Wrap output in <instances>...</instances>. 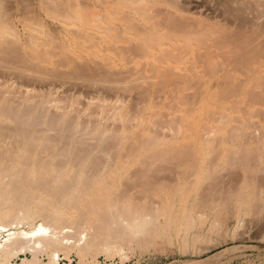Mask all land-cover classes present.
<instances>
[{
  "label": "bare ground",
  "instance_id": "obj_1",
  "mask_svg": "<svg viewBox=\"0 0 264 264\" xmlns=\"http://www.w3.org/2000/svg\"><path fill=\"white\" fill-rule=\"evenodd\" d=\"M80 88L103 94L107 104L95 98L99 112L87 102L91 111L112 113L120 126L80 119L73 96L57 103ZM118 88L136 96L105 99ZM241 90L247 96L231 105L218 101V91ZM156 104L160 120L150 128L139 119H152ZM221 129L240 135L239 144L225 142ZM263 136L264 0H0V264L27 251L22 263L40 264L47 250L52 264H72L71 251L77 264H151L128 251L179 237L185 245L189 230L198 239L206 223L204 240L224 239L249 226L246 210L232 208L231 223L227 213L210 216V206L233 196L251 209L264 202V166L259 179L252 171L259 185L243 199L241 185L229 187L232 174L215 178L226 159L207 154L231 147L235 162L255 159L260 146L244 142ZM200 174L212 178L187 208ZM236 248L161 264H221Z\"/></svg>",
  "mask_w": 264,
  "mask_h": 264
},
{
  "label": "rangeland",
  "instance_id": "obj_2",
  "mask_svg": "<svg viewBox=\"0 0 264 264\" xmlns=\"http://www.w3.org/2000/svg\"><path fill=\"white\" fill-rule=\"evenodd\" d=\"M129 63H127V64H129ZM205 77H207V75H205ZM129 78H130V76H129ZM126 79L128 80V77H125V80ZM84 90H86V89H81L80 88L79 91H81V92H79V91H76L75 93L73 92L75 95H73V93H66V94H64L65 96L63 95V97H62L63 99H61L63 104L61 102H57V103H59V105L60 104L61 105L69 104L71 102V100L68 103L67 101H65V100L68 99V98L66 99V97L73 96V98H74V99L72 98L73 99V103H70V104H72V106H71L72 110H70V111H72V112L76 111V108L79 111H81V108L85 109L88 106V108H86L84 110V111L87 112V114H85L86 112H84L83 109H82V112L80 113V119H81L82 115H83L82 119L84 118V120H87L88 118H89L88 120H92V119L96 120V119H100V117H101V119L103 120L101 122L102 123L104 122L105 125L106 124L107 125L111 124V126H112L111 128L112 129L113 128L115 129V128L119 127L120 126L119 122L121 123V121L120 120L119 121L116 120L117 118L111 117L110 115H112V113L109 112L110 115L108 113H106V112H104V114L103 113L100 114L101 112L98 113L99 112L98 108L100 106V103L102 104V102L104 101L103 100L104 98L103 97H102L103 99L101 98V96L103 94L102 95L99 94L100 92H98V94H97L95 91H92V90H91L92 93L89 92L90 90L89 91L86 90V92H84ZM117 90H119V91H116L115 94H114V92L113 93L110 92V94L108 95L107 94L108 92L107 93L105 92L107 94V96H108V97L105 96L106 97L105 99L108 100V98H109V102H110V101L114 100L115 98H119L120 97V98H122L123 102L120 100V98L117 100V102L127 103L126 101H128V99L132 97V94H133V97L136 96V95H134L135 90H133V89L132 90H126L125 94H124V90H122L121 88L120 89L118 88ZM190 90H191V88H190ZM82 91H83V93H82ZM188 92H189V89H188ZM220 92L218 91L217 96L219 98L218 101L220 103H222V104H230L231 105L232 101L229 102L231 99L238 98V97L240 98V95L247 96L244 91L242 92V90L237 92V93H235L234 95L232 93V95L229 94L228 96H225L226 94L223 95V93L222 92L220 93ZM119 93H120V95H119ZM126 93L129 94V95L126 96ZM130 93H131V95H130ZM238 93H240V94H238ZM67 94H71V95L67 96ZM77 94H79L80 96L77 95ZM111 94L113 96L117 95L118 97L117 96L113 97ZM210 94L211 93L207 92V93H204L203 96L206 97V96H208ZM219 94H221L223 97L225 96L226 98H222V96L219 95ZM89 95H91L92 98ZM94 95H96V96H94ZM87 96L90 97V98H88ZM122 96H124L125 100H124V98ZM64 97H65V100H64ZM98 97H100L101 99L98 98ZM95 98H97V104H99L98 107L95 106L96 105L95 104L96 103L95 102L96 101ZM110 98H114V99H110ZM98 99H100V100H98ZM101 100H102V102H101ZM64 102L66 104H64ZM87 102L92 103L93 106L97 107L96 109H97L98 112L96 110H92V111L97 112L99 114V117H97L98 115H97V113L95 114V112H93L94 114L91 115V113H90L91 108L90 107L92 106V104L89 105V103H87ZM98 102H100V103H98ZM105 103H106V100L103 102V104H105ZM198 104L199 105H204L205 107H208V105H207L208 102H205V103H202V104L197 103V105ZM210 105H211V103H209V106ZM233 105H234V103H233ZM73 106H74V108H73ZM93 106H92V108L95 109ZM153 106L155 108V113L152 116H150L152 119H149V120L139 119L141 123L144 121L142 124H145L148 127H149V124H150V128H152L151 127L152 123H150L148 121L157 122V120H160V118L158 116V111H157L158 110L157 108H160V106H158L157 104L153 105ZM71 107H70V109H71ZM163 108L166 109V106H164ZM227 110L229 111V113H235V111H236V110H233L232 108L231 109H227ZM76 113H79V112L77 111V112L71 113V115L72 114H76ZM128 113H127V115H129ZM237 113H238V111H237ZM101 115L104 116V117L102 118ZM108 115H109V117H108ZM87 116H90V117H87ZM132 116H133V114L131 115V117ZM128 117H130V115ZM128 117H127V120L126 119L123 120V125L124 126L131 125L129 122L132 123V121H133V119L132 120H128V119H130ZM258 117H259L258 115H255L253 118L257 119ZM105 118H106V120L104 121ZM107 118H110V119H107ZM193 118L195 120H198V122H203L204 124H206L209 121V119H210L207 114L206 115L205 114L204 115L203 114L202 115L194 114ZM125 123H126V125H125ZM196 124L198 125L199 123H196ZM219 134H220V136L222 137V139L225 142L234 144V146L239 144L238 140H240V135L239 136L235 135V134L229 135L228 133L225 132V130L223 131V129L219 130ZM244 143H246V145L251 144V145L260 146V150H256L257 151L256 152V158L258 159V161L260 160V161L264 162V136L261 139H259V141H257V142H253V141L250 140V141H245ZM229 148H231V147H228V148L217 147L216 150L215 149L210 150L209 154H207V158H209V159H218V160H220L222 158L226 159V161L221 165V168L222 167L223 168L222 169L219 168L215 172V174L218 172L217 175H215V178L217 180L219 179L218 180L219 182L222 180V179L220 180V178H224V177H225L224 180H229L231 178V174H232V178L230 179L232 181H230L231 184L229 185V187L231 185H233V183L235 185H237V186L241 185L240 186L241 189L239 188L241 190L240 193H239L240 194L239 196L241 198L242 196L245 195L244 198H246V196L249 195V192L251 191V185H253L254 183H255V185L258 184L257 181H259L258 179L260 178V176H259V173L257 172V169L262 167V166H264V165L263 164L260 165V163L257 161L256 158L253 159L254 156L252 158H250L251 160L247 159V160L243 161V160H241L239 158L238 161L235 162L233 160V156L231 155L232 152L229 151L230 150ZM239 152H237V153H239ZM258 152H260L261 154H258ZM235 158H238V157L235 156ZM252 161L258 162L259 165L257 163H256L257 164L256 165L255 162H252ZM243 162H248V164H245V163L243 164ZM251 162H252V164H251ZM253 170L255 171V174L256 173L258 174V175L256 174L258 176V179L256 178V175H254V172H252ZM219 173H220V175H218ZM223 174H224V177H222ZM226 174H228L230 176H228ZM226 176H228V179H227ZM209 178L211 179L212 176H208L207 174H200V178L198 179V181L196 183L195 189L191 190L190 193L188 192L186 194L187 197H185V202H186V207L187 208H189V207L194 205L195 195H196L195 190L200 185H205L207 183L206 181ZM252 178L254 179L255 182L253 181ZM263 179L264 178H262V180H260V182H263L264 181ZM224 180H223V182H225ZM259 184L264 186V184H261V183H259ZM262 186H260V187H262ZM232 187L236 188V186H234V185ZM182 195L185 196V194L182 191H178L176 193V196H177L176 197V202H177L178 199L180 200L179 197L182 196ZM236 198H237V196H233L231 198V203H228V204H225V205L216 204V205H211L210 206V209L212 207L213 208L215 207V209H213V208L211 209L210 213H212V214L210 216L215 214L216 211H217L216 215H220V216H222V215L224 216V214L227 213V218L232 220L231 223H236V221L234 219H232L234 217L231 216L232 215V208H234V209L237 208L238 209V207H240V208L246 210V213H244V214L242 213V215H244V217H246V219L249 220V223H248L249 226L247 225V227H246L247 229H246L245 226L244 227L243 226L240 227V224H239V225H237V228L235 229L233 234H232L231 230H229L228 235L226 237L227 240H225L226 238L223 239L221 237L220 238L219 237H213L214 234L212 236L211 241L204 240L205 232H206V229H207V227L209 225L208 223H206L203 226L202 231H200L198 233L200 235L198 239L193 238V236H192L193 230L192 229L189 230L190 234H188V236H187L188 241H187V243L185 245H182L181 237H179V240L175 239L174 242H169L167 239H164L162 242L159 241V242H156L154 245H150L147 249L135 247L133 249V251H130V250L128 251V252H130L129 254L132 253L133 256H134V259H138V258L144 259V258H146L147 260L152 261L151 264H161V263L169 262V261H172V260L194 259V258L198 259V258H201V257H205L206 255H208L210 253H213L216 250L222 249L224 247L235 245V244H240L241 248H236V249L230 250V252L226 256H224L222 258L223 260L228 259V262L225 261V262H223L221 264H264V238H263L264 237V206H263L264 202L263 201L261 203L254 202L255 205H252L253 209H251V207H249V205H248V202L243 201L241 199V202L238 201L239 203H237V200H240V199H238V198L236 199ZM177 204H178V202H177ZM244 206H245V208H243ZM222 210H224V211L222 212ZM225 216H226V214H225ZM250 219H251V221H250ZM39 220H41V218L37 217V216L34 218L33 221H30L29 219L28 220H23L24 222H22V226L26 228V227H28V225H30V223H32V222L35 223V222H37ZM179 222L180 223H184L185 222V213L181 214V211H179L178 223ZM251 223H253V224H251ZM243 228L246 229V230L244 229V233L245 234L242 233L243 232ZM5 232L6 231H3V233H5ZM204 241L206 243H208L209 245H207ZM204 244H206V245L204 246ZM48 252H49L48 250L47 251H41L38 254V257L39 258L41 257L40 262H39L40 264L45 263V262L48 263V264H52V262L49 259V253ZM75 252L76 251L69 252L70 253V258L73 261L72 264H77L78 254L75 253ZM29 253L30 252H28V251L25 252V253H19L18 255L12 257L11 261L9 263H6V264H23L20 257L26 255L27 257L30 258L31 254H29ZM58 253H59V255L64 256V253H62L61 251L58 252ZM236 254H238V256ZM98 256H105V254L104 253H99L96 257H98ZM231 256H233L232 259H229V258H231ZM65 258H67V257H65ZM88 262L89 261L85 262L84 264H87ZM59 263L63 264L62 262H59ZM30 264H37V263H35L34 261H31Z\"/></svg>",
  "mask_w": 264,
  "mask_h": 264
}]
</instances>
